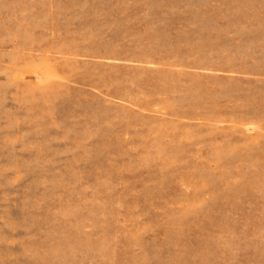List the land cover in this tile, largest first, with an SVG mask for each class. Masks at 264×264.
I'll return each instance as SVG.
<instances>
[{
	"label": "rangeland",
	"instance_id": "obj_1",
	"mask_svg": "<svg viewBox=\"0 0 264 264\" xmlns=\"http://www.w3.org/2000/svg\"><path fill=\"white\" fill-rule=\"evenodd\" d=\"M0 264H264V0H0Z\"/></svg>",
	"mask_w": 264,
	"mask_h": 264
}]
</instances>
